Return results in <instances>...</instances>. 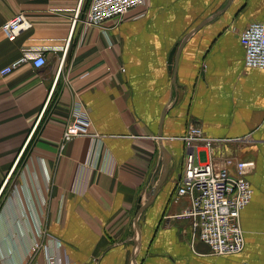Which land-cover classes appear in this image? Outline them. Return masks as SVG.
Wrapping results in <instances>:
<instances>
[{
	"label": "crops",
	"instance_id": "obj_1",
	"mask_svg": "<svg viewBox=\"0 0 264 264\" xmlns=\"http://www.w3.org/2000/svg\"><path fill=\"white\" fill-rule=\"evenodd\" d=\"M91 2L0 0V72L26 50L46 59L0 74V264H264V70L240 42L264 0H146L102 27L84 23ZM20 13L33 27L10 42L2 26ZM76 104L98 138L64 143ZM190 124L249 139L214 160L256 163L241 254L192 242L177 198Z\"/></svg>",
	"mask_w": 264,
	"mask_h": 264
},
{
	"label": "built area",
	"instance_id": "obj_2",
	"mask_svg": "<svg viewBox=\"0 0 264 264\" xmlns=\"http://www.w3.org/2000/svg\"><path fill=\"white\" fill-rule=\"evenodd\" d=\"M145 3L146 0H92L84 23L89 27H102L108 21L119 22ZM32 27L28 15L20 13L5 22L2 31L10 42H15ZM240 42L245 52V67L264 70V21L251 23L240 34ZM28 62L40 69L46 64V59L41 52L26 50L0 74L9 76ZM91 127L88 110L82 104H76L64 134V143L82 136L98 138L91 132ZM182 140L186 147L185 168L177 198L188 197L191 200V208L183 216L195 218L192 242L199 240L206 244L216 256L241 254L245 248L241 213L253 199L254 190L248 176L256 164L227 158L219 167L214 160L215 154L223 153L228 144L244 140L210 138L196 124L188 126ZM39 247L37 243L34 252ZM49 264L59 263L54 256L49 257Z\"/></svg>",
	"mask_w": 264,
	"mask_h": 264
},
{
	"label": "water",
	"instance_id": "obj_3",
	"mask_svg": "<svg viewBox=\"0 0 264 264\" xmlns=\"http://www.w3.org/2000/svg\"><path fill=\"white\" fill-rule=\"evenodd\" d=\"M175 50H174V52L171 54V56H170V65H172V61H173V57H174V55H175ZM177 57V56H176ZM173 69V67L172 66H170V70H172ZM176 69V67L174 68V70ZM169 168L167 167V174H166V178L168 177V170ZM166 178H165V180H166ZM165 182V181H164ZM163 182V183H164ZM160 188H161V186L159 185L156 189H155V191L153 192V194H155L153 197H154V199L156 198V196L158 195V193H159V190H160ZM152 201H154V200H152ZM152 201L149 203L148 202V204H146L145 206L140 202V204H139V206H138V208H137V221H136V225H137V227L139 226V219H140V217H141V215H142V213L144 212V210L150 205V204H152Z\"/></svg>",
	"mask_w": 264,
	"mask_h": 264
},
{
	"label": "rangeland",
	"instance_id": "obj_4",
	"mask_svg": "<svg viewBox=\"0 0 264 264\" xmlns=\"http://www.w3.org/2000/svg\"><path fill=\"white\" fill-rule=\"evenodd\" d=\"M243 140V139H242ZM244 141L245 142H249V139H247V138H245L244 139ZM253 162H255V161H253ZM256 164V163H255ZM253 188V187H252ZM4 199H1L0 200V204H1V202L3 201ZM47 234H46V232L44 231V230H40V232H39V234H37V236H38V240H40V242L42 243V241H44V240H46V236Z\"/></svg>",
	"mask_w": 264,
	"mask_h": 264
},
{
	"label": "bare ground",
	"instance_id": "obj_5",
	"mask_svg": "<svg viewBox=\"0 0 264 264\" xmlns=\"http://www.w3.org/2000/svg\"><path fill=\"white\" fill-rule=\"evenodd\" d=\"M245 247V246H244ZM245 249V248H244ZM244 251V250H243Z\"/></svg>",
	"mask_w": 264,
	"mask_h": 264
}]
</instances>
